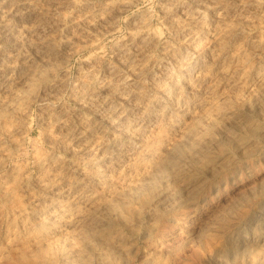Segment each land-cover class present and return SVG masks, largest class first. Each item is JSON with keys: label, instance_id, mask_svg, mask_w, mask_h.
Returning a JSON list of instances; mask_svg holds the SVG:
<instances>
[{"label": "clouds", "instance_id": "9594fccd", "mask_svg": "<svg viewBox=\"0 0 264 264\" xmlns=\"http://www.w3.org/2000/svg\"><path fill=\"white\" fill-rule=\"evenodd\" d=\"M0 264H264V0H0Z\"/></svg>", "mask_w": 264, "mask_h": 264}]
</instances>
